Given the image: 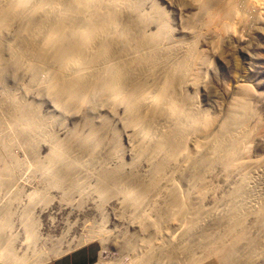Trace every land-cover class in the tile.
Wrapping results in <instances>:
<instances>
[{
  "label": "bare ground",
  "instance_id": "bare-ground-1",
  "mask_svg": "<svg viewBox=\"0 0 264 264\" xmlns=\"http://www.w3.org/2000/svg\"><path fill=\"white\" fill-rule=\"evenodd\" d=\"M192 1L201 4L203 14L219 16L220 28L224 30L230 29L228 20L236 14V5L242 4V0ZM250 2L245 0L243 5ZM144 3L145 0H0V179L3 181V175L14 179L17 171L12 164L19 162L10 147L21 144L27 147L26 153L29 150L32 164L42 167L45 180L40 190L25 194L28 199L24 202L18 200L25 193L24 185L15 181L18 187L11 185L14 189H10L0 210L1 264H44L62 252L61 244L43 249L41 242L45 239H36L32 233V208L36 205L33 199L39 201L41 192L48 197L51 187L63 199L74 193L80 203L90 199L98 207L114 198L120 216L131 220L136 229L138 239L125 236L124 232L117 235L120 244L116 248L131 249V260L139 258L142 263L157 264L162 258L168 264H201L214 258L217 264H233V260L235 264H257L264 259V197L260 202L249 203L257 184L264 189V169H259L264 162L258 167L256 160L248 159L247 141L252 125L240 98L243 89L235 88L236 94L227 103L218 129L204 135L203 140L194 139L191 149L190 136L208 131L206 127L215 124L206 108L198 105L195 94L187 92V84L197 86L196 78L202 71L197 70L198 53L192 38L172 39L163 19L157 17L158 10H146ZM5 72L16 76L15 79L10 74L14 80L25 76L30 83H38L36 101L26 97L34 83L29 88L26 84V90L22 86L18 92V85L14 89L15 84L8 87L4 83ZM44 97L64 115L57 120L58 125L62 127L65 115L74 110L82 111L80 124L71 126L64 135L58 134L53 128L56 115L40 112L39 100ZM99 103L106 105L104 116L97 112ZM116 105L123 106L122 123L131 136L133 155L127 163L121 161L124 151H118L119 141L106 135V117L116 115L121 119ZM79 128L86 134L77 133ZM42 143L48 148L39 156L37 148ZM216 163L225 172L243 166L237 177L240 179L231 182L234 184L219 197L214 195L219 190L213 192L211 181H206ZM179 175L186 178L189 189L185 192L176 183ZM160 181L169 184L165 197L162 196L164 200L151 196L155 187L158 191ZM157 191L154 195H159ZM204 191L213 194V208L208 207L210 203L204 206L205 200L201 202ZM144 199L152 200L149 209L142 207ZM41 201L45 204L46 198ZM185 203L188 207L183 210ZM13 205L14 211L19 212V208L23 213L22 241L32 258L25 259L12 250V244L18 241L9 232L13 222L8 214ZM219 205L222 208L218 209ZM207 217L210 222H206ZM177 218L175 232L158 237L162 224ZM248 218L252 219L250 223ZM102 231L97 238H104L106 231ZM71 243H67V248H71Z\"/></svg>",
  "mask_w": 264,
  "mask_h": 264
},
{
  "label": "rangeland",
  "instance_id": "rangeland-1",
  "mask_svg": "<svg viewBox=\"0 0 264 264\" xmlns=\"http://www.w3.org/2000/svg\"><path fill=\"white\" fill-rule=\"evenodd\" d=\"M246 1L250 2V0H246ZM257 1L253 0V2L251 1L250 3L246 4V6L243 5L245 0H242L241 5L237 4L235 7L237 11L236 14H233L232 18L228 20L230 22V29L226 28L225 30L220 28L221 25H219L221 24L219 22H221L222 19L217 15L215 16V14L213 13L203 14L202 13L203 11L200 8L201 4H198V2L196 1H192V0H145L144 8L146 10L151 11V9L154 7L155 10H158V12L156 11L158 14L157 17H159L161 21L163 19L162 24H164L165 27L168 28L169 33L172 36L171 37L172 39H174L175 36L177 39L176 41H178L179 39L182 40V38L188 41H189V38L193 39L195 50L198 53L197 70L201 69L203 71V72L201 71V73L203 74L199 73L200 77L196 78V80L198 81L197 86L191 83H188L189 86L187 84V88H188L187 92H189V94L191 93V95L192 93L195 94L196 99L198 100L197 101L198 105L203 109L206 108V111L209 117L213 119L212 121L213 123L215 121L216 126L222 120L221 119L223 118L222 114L226 113L225 108H227L229 105L227 103H230L233 96L236 94L235 93L236 89L239 87H240L239 89H243V91H240L238 89V91H240V94L241 93L245 94V95L242 94L243 96L242 97L239 96V97L244 102L243 109L248 113L247 119H249L248 122L250 123V125H252L251 131L249 132L251 138H248V141H247L248 159L251 161L256 160V162L258 163L256 164L259 167V165L261 166L263 164L262 162H264V0H257ZM241 6L242 7L244 6L243 11L241 9L242 8ZM200 11H201V14H200ZM198 14L200 15V17H198V19L196 17L193 19V16L198 15ZM218 17L220 18V20ZM183 36H185L186 38H184ZM192 39L190 40L192 41ZM198 72H200V70H198ZM10 74L5 72L3 81L4 83L6 82L5 84L8 85V87H12L11 84L12 85L15 84L13 85L14 89L15 87H17L16 85H18V87L16 88L17 91L19 90L18 92L28 89L29 86H32L34 83V82L30 83L29 81H27L26 80L27 77L25 76H23L25 77L24 80L22 79L23 77H18L17 80H14L16 76L14 77V75L11 74L14 77L12 79V76ZM13 80L15 81V83ZM35 83H34L35 86L34 85H33L34 87L32 86L33 88L32 87L29 88L31 95L29 93L26 95L28 100L36 101L35 96L37 95L35 94L36 93L35 91L38 87V83H36L37 86ZM26 84H28L27 85L28 88L26 87ZM21 87H22V90H20ZM0 89H1L0 99H2L3 90L1 87ZM192 91H195V92H192ZM30 97L33 99H31ZM44 98L46 101L43 98H41V100L37 98V100H39V104L42 103V107L40 105L41 107L40 112L42 114H51L54 116L56 115L55 116L56 121L57 120L59 121V119L61 118L60 116L64 117V115H62L61 112H59L60 110L53 106L49 98L48 99L46 97ZM118 105L115 106V111L118 113V116L121 118L120 119L121 122L119 121V118H116L117 117L116 115H114V118L112 116L111 118L106 117L105 129H106L107 137L109 138L112 137L113 139L115 138L119 141V145L121 146V149L118 148V151L122 153L124 151L123 156H121V161L127 163L128 161L131 160L132 155H133L132 154L133 151H131V148H130L131 141L129 137L131 136L129 134L130 132L123 126V123H122L124 119L123 106L121 105L122 107L121 106L118 107ZM97 108H98L97 109L98 114L101 115V113H103L102 115L104 116L106 105L104 103L103 104L99 103ZM81 112L82 111L78 112L74 110V111H71V113L70 112L67 113V115H65L66 119H64L65 120L64 124H62L63 128L60 125H58V121H57L53 127L54 130H56L58 134L64 135L66 133L64 131H67V129H69L71 126L75 125L76 123L80 124L79 119L81 120L80 118ZM121 123H122V126L124 127L123 131L121 130L122 129L120 125ZM114 124L116 127L114 126ZM215 124L209 126V128L206 127V129H209L208 131L204 130L201 133L199 132L200 134H198L197 132L191 135L190 136V139H191L190 148L191 149L193 148L192 143L195 142L193 141L194 139L203 140L204 135H210L214 133V131H216L219 127V125L216 127ZM77 130H78L77 133H82L80 132L81 130L80 128ZM114 130H117V132L114 133ZM126 130H127V135L129 134L128 136L126 135V132H125ZM205 131H207V133L202 134ZM82 134L85 135L86 134L85 131ZM44 144L42 143L40 145V148H37L39 149L38 150L39 156H43L45 152H47V150L45 149H47L48 147L46 144L45 145ZM13 146H11L12 148L10 147V150L12 149L11 152L13 151L12 154L15 155L16 159L18 158L17 161L19 163L16 162L17 164H12V166L15 167L17 171L12 181L13 183L15 181L16 184L18 185H22V186L24 185L23 186L24 188L23 187L22 188L23 190L25 189L24 190L25 193L23 192L24 194H21L19 197L20 199H18V200L22 199V201L24 202V201H27L28 194L32 191V189L40 190L42 188L41 185L44 184L45 180L42 177V171H41L42 167L32 164L33 161H32V157L30 156V153L28 152L29 150L27 151V153L25 152L26 151L25 148L27 149V147L21 144L20 146L16 145L17 147L15 146V144H13ZM28 153L29 155H27ZM7 162L10 163L9 161ZM20 163L23 165H20ZM216 164L217 165H215V168L214 170H212L211 175L209 174L206 176V181L207 179L209 182L211 181L209 184H211V186L214 188L213 192H215L216 190L217 191L219 190L218 192L216 191L217 193H214L215 197H219V195L226 193V190L228 191L230 187L229 185L234 184L240 179L237 177H239L238 174L240 170H243L242 169L243 166H237L233 168V172L232 170H230L231 172L230 171L225 172L220 163H216ZM263 167L261 166V168L259 167V169L263 170L264 169ZM221 168L223 169V171L221 170ZM43 173H44V170H43ZM225 173H227V175ZM252 173L254 175L255 172H252ZM175 175L178 176V174H175ZM5 177L3 175V178H4L3 181L5 183L7 182L6 183V185H8L7 187L4 183H1L3 181L2 179H0V184H2L0 186L2 187L0 188V210H3L1 209V206H3V201L7 199V197L11 193V190L14 189L15 187H18V185L16 186L15 183L10 184L9 182L10 179H6ZM236 179L238 180L236 181ZM231 182H234V183H231ZM165 183L160 181L159 186L160 187L162 186V187L160 188L158 186L159 188L158 191H157V188L155 187V189L151 191V196H158V197L161 196L159 198L164 200L163 197H165V192H167V190L169 189V186H168L169 184L167 185V182ZM176 183L178 185L180 184L178 186L181 189L180 191L184 190L183 192H185L186 189H189L186 178L183 176H181L180 180H178ZM91 184H92V181L88 183L89 186ZM254 184L255 182H253L252 185ZM11 185H13L14 188ZM164 185L168 188H166ZM10 186L12 188H10ZM220 186L221 188H219ZM8 187L9 189H7ZM258 188H260L261 190ZM257 189L260 191H258ZM257 189H255L256 191L254 190V192L250 194L251 198H249V203L250 201L251 202L253 201V203H255V201H258V202L262 201L261 199L264 197V195L262 196V194H264V191H263L264 189H262L259 184H257ZM8 190H10V192ZM49 190L46 193L48 197L44 196V194L42 195L43 192H41L40 197H39V201L41 200L45 201V198H46L45 204L42 201L39 202L38 199H35V198L33 199L36 205L35 207L32 208V217L34 219L33 220L34 231L32 233L35 236L34 238L37 239L38 237H40L43 240L44 239L46 240V241L44 240V242H41V246L43 249L48 248L52 244L53 245L51 247H53L54 245L59 246L61 244L60 246H61L62 252L57 254L55 257L48 259L44 264L48 263L51 259L67 254L80 247H86V246L94 247V249L98 252V258L96 255L95 264H102V262L103 264H149V263L140 262L139 258L136 260L134 259L135 261L131 260L132 259L131 249L129 250L126 248L124 250H119L118 248H116L120 244L119 243L120 239L119 237H117V235H119L122 232L126 234L125 236L131 235L132 238L133 237H135V239H138V238H136L135 236L136 229L134 225L132 224L133 222H131V220H126V216L125 218L124 216H120L119 209H118V203L114 200V198H110L106 202H102L98 207L90 199H84L80 203L78 201V196L74 193H70L65 199H63L61 197V193H58L57 192L58 190L55 191L54 187L49 188ZM154 190L157 191L159 195H154L155 193ZM223 190L224 192H222ZM219 192H221V194ZM255 192L257 194H255ZM26 193L28 194L25 195ZM207 193H209L208 196H207ZM212 195L213 194H211L210 191L209 192L204 191V193L201 195L202 196L201 202L203 203V201L205 200L203 203L204 206H207L209 203L210 205L208 207L212 206L211 204L214 203L212 201L214 196ZM208 197H211V199ZM196 199L197 198H195V200ZM256 199H259V200H256ZM151 202L152 200L150 199H144V201L142 202V207L145 209H149L151 206ZM19 204L21 207L22 204L21 203ZM14 207L15 205L10 207L12 211L8 214V215H11L10 219H11V222H13V224L11 223V226L13 227L11 228L10 226L9 232L12 235L14 233L15 235L14 239L16 238L18 239V241H15L12 244V250L14 251V253L18 255L23 254V258L25 259H28V257L32 258L33 255H30L31 254L30 251L24 250V246L26 245V242L22 241L23 232L21 231L22 229L20 228L22 226L21 225L22 222L24 223V219L22 218L23 213L20 212V209L18 207H16V209L18 208L19 212L14 211L13 210ZM186 207H188L187 203L183 205V210ZM213 207L214 206H212V208ZM220 207L221 205H219L218 209H220ZM205 219L207 220L206 222H210L208 221L210 220V217L209 218L207 217ZM175 220H178V218L174 219V221L166 220L162 224L164 226L160 228V233L158 234V237L163 238L166 236L167 233H170V231L172 233L173 231L175 232V227H176V222H177ZM251 220H252L251 218L247 219L249 223ZM183 223L185 224V222ZM203 226L205 227L206 225H203ZM11 229H12V232H11ZM207 229H203V230H207ZM102 230L106 231L104 234L105 236L103 239H99L97 238V235L100 232H103ZM255 234L257 235L259 234V231L256 228H255ZM69 242H72L70 245L71 248H67V243ZM77 242H79V244L75 245V243ZM227 244L225 243V245ZM229 246H232V244H229ZM22 251L24 253H22ZM195 251H194V254H195ZM100 255H103L104 259L100 258L99 260ZM160 259H161L159 260L160 262L157 264H162L163 262H166L165 259L164 261L162 258ZM234 262L236 263V260H233L232 263L235 264ZM217 263L218 261L215 260L214 258H207L203 260L201 264H217ZM23 264H29V261L24 262ZM151 264H155V263H151ZM166 264H168V262H166ZM257 264H264V259H260L257 262Z\"/></svg>",
  "mask_w": 264,
  "mask_h": 264
},
{
  "label": "crops",
  "instance_id": "crops-1",
  "mask_svg": "<svg viewBox=\"0 0 264 264\" xmlns=\"http://www.w3.org/2000/svg\"><path fill=\"white\" fill-rule=\"evenodd\" d=\"M96 250L94 247H80L67 254L51 259L46 264H94Z\"/></svg>",
  "mask_w": 264,
  "mask_h": 264
},
{
  "label": "built area",
  "instance_id": "built-area-1",
  "mask_svg": "<svg viewBox=\"0 0 264 264\" xmlns=\"http://www.w3.org/2000/svg\"><path fill=\"white\" fill-rule=\"evenodd\" d=\"M100 258L104 259L103 255H100L99 260H100ZM112 259H113V258H112ZM99 260H98V262H99ZM98 262H97V263H98Z\"/></svg>",
  "mask_w": 264,
  "mask_h": 264
},
{
  "label": "clouds",
  "instance_id": "clouds-1",
  "mask_svg": "<svg viewBox=\"0 0 264 264\" xmlns=\"http://www.w3.org/2000/svg\"><path fill=\"white\" fill-rule=\"evenodd\" d=\"M96 255H97V258H98V252L96 251ZM96 263V260L94 261V264Z\"/></svg>",
  "mask_w": 264,
  "mask_h": 264
}]
</instances>
